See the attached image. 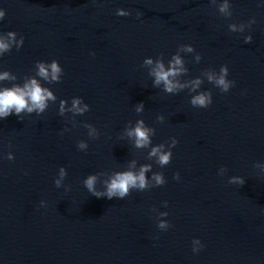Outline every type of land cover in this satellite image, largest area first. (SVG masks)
<instances>
[{
    "label": "water",
    "instance_id": "1",
    "mask_svg": "<svg viewBox=\"0 0 264 264\" xmlns=\"http://www.w3.org/2000/svg\"><path fill=\"white\" fill-rule=\"evenodd\" d=\"M0 8V34L23 36L0 55V71L16 77L0 85L34 76L37 60L64 69L59 81H41L56 96L43 112L0 120V264H264V0H0ZM122 8L131 14L116 15ZM174 54L186 71L172 79L186 86L169 93L151 72ZM223 64L235 80L228 92L208 79ZM203 90L212 104L194 107ZM77 95L90 109L61 114V100L67 109ZM141 119L152 129L147 147L127 134ZM159 144L172 147L167 165L149 156ZM133 161L166 183L123 199L86 188L90 173L103 190ZM61 165L68 175L57 187ZM239 176L245 183H232ZM160 220L171 226L160 230ZM193 237L205 245L198 253Z\"/></svg>",
    "mask_w": 264,
    "mask_h": 264
},
{
    "label": "clouds",
    "instance_id": "2",
    "mask_svg": "<svg viewBox=\"0 0 264 264\" xmlns=\"http://www.w3.org/2000/svg\"><path fill=\"white\" fill-rule=\"evenodd\" d=\"M227 7V4L221 7V11ZM130 10L126 8L117 9L116 15L118 16H128L130 15ZM6 12L4 8H0V20H3ZM137 17L141 16L142 13L137 11ZM232 31H236L235 25L231 27ZM243 31V25L239 29ZM253 40L252 33L249 32L244 36V42L250 43ZM23 36L19 40L16 39V32L14 30H9L7 33L0 34V55L8 52L12 49L13 45L17 48L22 46ZM182 48L186 51H193V46L191 44L182 45ZM90 55H95L91 52ZM199 59V57H197ZM146 64H153L152 58H147L145 60ZM184 62L179 54H174L168 62L166 67L162 60H156L154 67L152 68L151 74L154 76V84L159 85L163 83L164 90L166 92L172 93L179 89L185 87V84H181L178 81L172 79L179 75L180 73L186 71L183 66ZM36 74L34 76L28 77L22 84L13 83L11 86L0 85V120L5 119L9 115L15 114L19 119H22L21 113L33 111L41 113L47 107L49 100H55L56 96L52 89L45 86L41 81H59L63 75L64 69L57 59L48 60H37L36 61ZM16 77L9 70L5 69L0 71V81L5 80H15ZM209 81L213 82L222 92H228L234 85L235 80L229 78V67L227 64H223L220 67L218 75L209 74ZM201 80L196 78L191 81L193 89L199 87ZM213 102V96L210 90H203L197 92L191 97L190 103L194 107L207 108ZM67 101L61 100L60 113L63 114L66 110L71 111L75 114H83L85 111L90 109V105L83 101L80 96H73L71 100V106L65 108ZM144 107V102L139 101L136 104V110L142 111ZM162 118V117H161ZM91 127V125H89ZM65 131L68 129H64ZM95 130V129H93ZM151 132L152 129L147 127L144 121L138 120L134 127L127 129V134L130 137L135 138V145L137 147H147L151 143ZM178 139L176 137L172 140V146L177 145ZM9 146L11 147V141H9ZM77 148L86 149L87 144L85 141H79L77 143ZM149 156L156 157L157 162L160 165H167L171 162L173 151L172 147L167 150L164 149L163 144L155 145L151 148ZM8 160L15 159V153L12 151L4 154ZM135 162H132V167L128 169L116 171L107 181H105V188L103 190H98L95 185L97 181V175L95 173H90L84 180V184L88 191L94 196L106 197L112 199L113 197L118 199H123L130 194L132 189L144 190L148 187H156L166 183V178L163 173H153L152 177L149 179L146 173L151 169L150 164L141 165L139 170H135ZM27 174V171H25ZM68 175L67 168L64 165L59 167V178L54 180L55 186L59 187L61 180L65 179ZM174 179H180L179 171L174 173ZM154 182V183H153ZM232 183L243 185L245 183V177L239 176L233 179ZM168 204V201H164ZM41 207L47 205V201L41 199L39 202ZM161 215H167V213H162ZM170 221L160 220L157 223V227L160 230H167L170 227ZM158 238V237H157ZM204 244L199 237H193L192 239V252L198 253L204 248Z\"/></svg>",
    "mask_w": 264,
    "mask_h": 264
}]
</instances>
